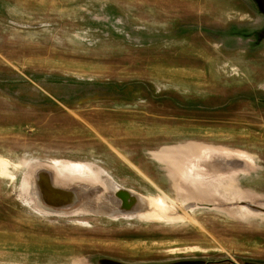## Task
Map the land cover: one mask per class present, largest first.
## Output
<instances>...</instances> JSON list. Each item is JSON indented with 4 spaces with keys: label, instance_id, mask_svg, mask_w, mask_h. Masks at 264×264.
<instances>
[{
    "label": "rangeland",
    "instance_id": "374dc122",
    "mask_svg": "<svg viewBox=\"0 0 264 264\" xmlns=\"http://www.w3.org/2000/svg\"><path fill=\"white\" fill-rule=\"evenodd\" d=\"M261 98L256 0H0V264L258 263Z\"/></svg>",
    "mask_w": 264,
    "mask_h": 264
},
{
    "label": "flooded vegetation",
    "instance_id": "af4514ba",
    "mask_svg": "<svg viewBox=\"0 0 264 264\" xmlns=\"http://www.w3.org/2000/svg\"><path fill=\"white\" fill-rule=\"evenodd\" d=\"M257 6L259 10L264 13V0L263 3L261 0H256ZM259 1V2H258ZM262 102H264V98L260 99ZM97 263H133L130 261H123V260H112V259H102L100 261H97ZM149 264H234L235 261L231 259H223V260H204V259H175V260H169V261H154V262H146ZM244 264H264V259L260 260L258 263H250V262H241Z\"/></svg>",
    "mask_w": 264,
    "mask_h": 264
},
{
    "label": "bare ground",
    "instance_id": "6f19581e",
    "mask_svg": "<svg viewBox=\"0 0 264 264\" xmlns=\"http://www.w3.org/2000/svg\"><path fill=\"white\" fill-rule=\"evenodd\" d=\"M44 182V181H43ZM44 184V183H43ZM123 190V189H122ZM57 191H54L53 189L47 187L45 189V193H43L41 190L40 192V198L42 199V205H43V209H45V211H49L50 209H60L59 207H61L63 204H66L68 201L70 202L71 200H73V196L72 195H68L70 193V191L62 188L59 189L57 188ZM60 192V193H59ZM68 195V196H72V197H68V196H64ZM74 194V193H73ZM128 195V194H127ZM77 196V195H76ZM129 196V195H128ZM67 197V198H66ZM125 198V197H124ZM124 200H127V198H125ZM114 201V200H112ZM41 203V202H40ZM124 203L126 205L133 203L130 202L129 200L124 201ZM114 204V203H113ZM118 205V204H115ZM139 205V204H138ZM53 206V207H52ZM143 207V206H142ZM49 208V209H48ZM122 208V206H121ZM124 208V207H123ZM120 209V208H119ZM142 209V208H141Z\"/></svg>",
    "mask_w": 264,
    "mask_h": 264
},
{
    "label": "water",
    "instance_id": "95a60500",
    "mask_svg": "<svg viewBox=\"0 0 264 264\" xmlns=\"http://www.w3.org/2000/svg\"><path fill=\"white\" fill-rule=\"evenodd\" d=\"M67 189V188H66ZM70 190V189H69ZM121 193H122V190H118L116 193H115V196L118 198H120V199H122V197H121ZM80 196V195H79ZM83 199H84V201H83ZM86 201H88L87 200V197H84L83 196V198L80 196V198H77L76 200H74V201H72V202H70L69 203V205L68 206H64V209H67L66 211L68 212V211H70V210H73V208H69L71 205H73V204H75V203H79L80 202V204L82 205L83 203H85ZM105 203L103 202V203H101V204H99L98 205V207L99 208H104V205ZM98 208V209H99Z\"/></svg>",
    "mask_w": 264,
    "mask_h": 264
}]
</instances>
